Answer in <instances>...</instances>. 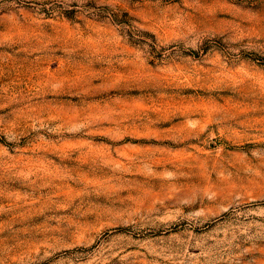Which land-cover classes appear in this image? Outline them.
Instances as JSON below:
<instances>
[{
	"label": "rangeland",
	"instance_id": "obj_1",
	"mask_svg": "<svg viewBox=\"0 0 264 264\" xmlns=\"http://www.w3.org/2000/svg\"><path fill=\"white\" fill-rule=\"evenodd\" d=\"M0 264H264V0H0Z\"/></svg>",
	"mask_w": 264,
	"mask_h": 264
}]
</instances>
